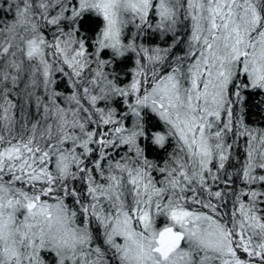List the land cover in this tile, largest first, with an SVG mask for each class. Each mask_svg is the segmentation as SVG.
Here are the masks:
<instances>
[{
	"label": "snow or ice",
	"instance_id": "obj_1",
	"mask_svg": "<svg viewBox=\"0 0 264 264\" xmlns=\"http://www.w3.org/2000/svg\"><path fill=\"white\" fill-rule=\"evenodd\" d=\"M0 264H264V0H0Z\"/></svg>",
	"mask_w": 264,
	"mask_h": 264
}]
</instances>
